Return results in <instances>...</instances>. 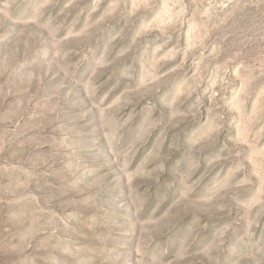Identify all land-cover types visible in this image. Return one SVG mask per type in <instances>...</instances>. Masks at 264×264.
I'll return each mask as SVG.
<instances>
[{"label": "rangeland", "instance_id": "374dc122", "mask_svg": "<svg viewBox=\"0 0 264 264\" xmlns=\"http://www.w3.org/2000/svg\"><path fill=\"white\" fill-rule=\"evenodd\" d=\"M0 264H264V0H0Z\"/></svg>", "mask_w": 264, "mask_h": 264}]
</instances>
